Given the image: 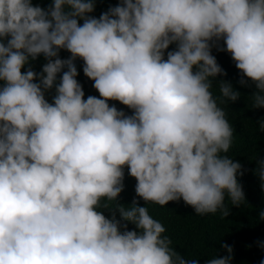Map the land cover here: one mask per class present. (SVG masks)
<instances>
[{"label":"clouds","instance_id":"clouds-1","mask_svg":"<svg viewBox=\"0 0 264 264\" xmlns=\"http://www.w3.org/2000/svg\"><path fill=\"white\" fill-rule=\"evenodd\" d=\"M97 2L0 0V264H199L147 205L183 201L226 218V200L246 202L220 107L241 93L218 79L227 73L213 50L264 109V0H117L98 18ZM77 61L98 96L85 99ZM221 247L228 255L206 264H231Z\"/></svg>","mask_w":264,"mask_h":264},{"label":"trees","instance_id":"trees-1","mask_svg":"<svg viewBox=\"0 0 264 264\" xmlns=\"http://www.w3.org/2000/svg\"><path fill=\"white\" fill-rule=\"evenodd\" d=\"M51 0H33L35 5L47 8ZM117 0H98L96 10L92 14L97 18L108 9L115 6ZM82 23V22H81ZM174 47V46H172ZM61 58H67V52H61ZM218 63L227 73L224 79L232 83L233 88L241 93V97L235 103L220 104L227 114V119L234 130L233 144L229 155L239 161L246 169L242 177H238L243 186L246 202L240 207H233L226 200L229 215L222 218L221 213L196 215L193 209L186 206L183 201L169 203L167 206L148 204L149 214L160 221L166 228L165 235L172 240V247L184 255L186 259H198L199 264H206L208 259L215 256L223 257L228 253L221 246L227 244L232 247L231 264H261L264 261V249L258 242L264 243V221L259 220V213L264 210V191L260 188V181L254 174L255 160L264 159V132L259 131V121L264 119V109H252L248 96L254 88L242 87L239 84L240 74L235 68L231 57L226 52L213 50ZM44 59L41 56L32 63L36 72L41 71ZM79 75L78 81L83 86L85 99L89 95L98 96V92L92 87V81L88 80L82 71V61H77ZM213 95L220 97L219 88L214 85ZM51 102V94L46 97ZM115 103L118 109H123L131 114L130 110ZM125 190L121 194L120 203L129 205L135 198L136 181L125 176ZM140 205L144 206L141 200ZM106 215L108 213H105ZM134 226L129 224V229Z\"/></svg>","mask_w":264,"mask_h":264}]
</instances>
